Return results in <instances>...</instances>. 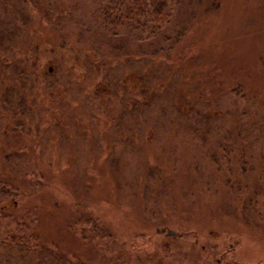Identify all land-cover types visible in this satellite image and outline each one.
I'll return each instance as SVG.
<instances>
[{"label": "rangeland", "instance_id": "rangeland-1", "mask_svg": "<svg viewBox=\"0 0 264 264\" xmlns=\"http://www.w3.org/2000/svg\"><path fill=\"white\" fill-rule=\"evenodd\" d=\"M22 1L28 34L0 22V43L20 70L43 72L36 88L48 98L12 75L0 87L8 135L22 123L2 107L12 88L39 111L31 134L0 137V185L18 189L0 207V231L17 235L31 212V242L69 264H264V226L243 219L264 217V0H195L183 39L153 59L122 38L93 49L90 0ZM0 2L14 14L21 5ZM3 54L13 52L0 47V66ZM93 93L91 121L83 100ZM68 113L79 131L63 124Z\"/></svg>", "mask_w": 264, "mask_h": 264}, {"label": "trees", "instance_id": "trees-1", "mask_svg": "<svg viewBox=\"0 0 264 264\" xmlns=\"http://www.w3.org/2000/svg\"><path fill=\"white\" fill-rule=\"evenodd\" d=\"M48 1L51 2L55 0ZM90 1L93 7V16H91L89 21L90 28L86 32H91L92 35H95V37L96 35H98L99 39L95 40L94 42L100 44L99 48L96 47L93 49L99 50L101 47L107 48L109 44L114 43L115 41L121 42L118 41V39L122 38L125 39L126 42L140 48L147 59H153L160 56L161 54L170 52L183 39L187 31V21L189 22L192 17V9L193 5L195 4V0ZM17 2L21 3V5L16 4L15 14L13 13V10L9 9L7 6H4L2 2H0V12L3 13V17L0 22H10V25L12 27L8 32H12L14 33V35L16 33H19L18 35L28 34L27 28L29 27V25L27 24L30 21L27 22L26 19H31L32 17H34V15L30 12L31 9L28 10L29 12L26 11L27 9L24 7L22 0H17ZM190 8L192 9L190 10ZM6 18H9L10 20L6 21ZM40 19L44 22L47 20L45 16L41 17ZM186 19L187 21H185ZM22 20L23 22H21ZM79 35L81 36V33ZM82 36L84 35L82 34ZM3 42L7 43L5 39ZM104 45L106 46L104 47ZM0 47L2 50H11L13 52V54L9 56H5L4 54L2 55L4 57L2 62L6 67L0 66V87H2L1 85H3L4 83L3 79H9L12 75L18 78L25 90H34L39 85L38 77L42 76L41 74L43 72L38 71L37 73H35L31 71L29 72L26 69L20 70L16 63L21 64L24 61H18L14 58L13 55L15 54V49L12 48L9 44H5V48H3L2 43H0ZM138 63H140V61ZM2 68H4L5 71L1 70ZM51 86V84L48 85V87ZM37 88L35 89L34 93L38 91L40 96L43 95L48 98V95L44 91L46 89V86L45 88L42 87V90H37ZM96 95L97 94L93 93L92 96H89L91 97L89 98L91 102L89 99L87 101L83 100L87 103V110L89 109V111L91 112L88 116L91 121H94L93 119H91L92 117L94 118V113H92L90 106L92 102L94 106H96V104H98V102L100 101V97H97ZM23 97V95H19V91L17 90V88H12V91L9 93V95L7 94L3 97V109L5 111H11L12 113L16 114L17 118H20L22 120V123L17 124L11 131L10 135L6 133V129H0V137H4L6 139V142L17 138L12 134L13 131H17V128L23 130L22 133L25 132L26 134H31V124L35 122V120H37L39 117V111L35 112L31 110L30 107L27 106L23 101ZM124 101H126V99H124ZM138 101L139 100H132V103L134 107L140 110L139 104L141 102ZM44 103V100H42L41 104L43 105ZM124 113L125 112L123 111L122 114ZM127 115L131 116V112L127 111ZM25 116H28V125L25 124V122L27 121V119L24 120ZM1 117L2 116L0 114V120L6 122L5 127L9 128L10 131L9 120L5 118L2 119ZM50 117H53L52 112L50 113ZM66 117L69 121L67 119L65 121L64 119L65 122L63 124L67 123L71 126L72 129L76 128V131H79V129L81 128L79 122L80 120L77 121L73 119V115L69 113L68 115H66ZM135 125L127 124L124 131L130 132L135 128L139 129L138 123H135ZM69 136L70 135L66 136L67 138H64V136L60 134V141H65V144H70L68 143V139L70 138ZM62 138H64V140ZM23 139L24 138L20 136V140ZM5 164L7 166H11V171L14 170L16 166L18 169L20 168V171H18L19 173L16 174H22L21 177L23 178H28V176H33L35 179L40 178V180L37 181L38 185H41V182H44L41 180V172H38V174L35 173L32 167H29L31 166L30 164L25 166L23 163H21L19 165V163H16L9 158L5 161ZM245 165L246 163L243 164V167ZM17 191L18 189L14 190L9 186L0 185V207L3 206L4 202L8 201L11 198H14ZM252 200L253 199H251L250 197L247 198V203L251 205V208L253 206ZM255 212V209L254 211L250 209L248 211V214H250L248 216H246L245 214L243 219L252 218L251 213H253V227L260 228V225L264 226V217L261 216L262 214L260 213H258L257 216ZM30 213L31 212H28V214L26 213L23 216H19L22 223H20V230L17 231V235L11 234L10 236L8 228L0 231V260L9 264H31L33 260H35V264H69L67 260L62 257V255H60L58 252L48 249L44 244H42V242H31V240H34L33 233L34 231H37L39 220L31 219ZM0 216H4V214L0 213ZM94 222V225H96L97 220H95ZM262 235H264V232L262 233ZM2 264L4 263L2 262Z\"/></svg>", "mask_w": 264, "mask_h": 264}, {"label": "water", "instance_id": "water-1", "mask_svg": "<svg viewBox=\"0 0 264 264\" xmlns=\"http://www.w3.org/2000/svg\"><path fill=\"white\" fill-rule=\"evenodd\" d=\"M49 71H51V69H49ZM174 232L173 231H168L167 233H166V235L167 236H174Z\"/></svg>", "mask_w": 264, "mask_h": 264}]
</instances>
